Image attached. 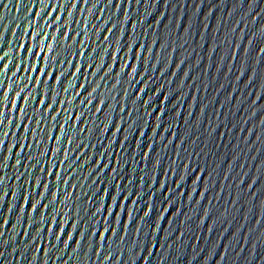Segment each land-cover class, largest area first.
<instances>
[{
	"label": "water",
	"instance_id": "obj_1",
	"mask_svg": "<svg viewBox=\"0 0 264 264\" xmlns=\"http://www.w3.org/2000/svg\"><path fill=\"white\" fill-rule=\"evenodd\" d=\"M72 2L74 0H0V55L7 53L5 60L0 61L7 69L0 70V85L4 86L5 93L3 97H0L5 105L0 111L5 113L6 118L9 116L13 120V125L15 122L24 123L26 119L15 111L16 107L23 108L32 119L33 123L28 124V131H37L43 144V148H37L34 144L33 148L27 150L33 153V160L38 158L36 153L46 148L59 149L64 146L69 149V156L74 154L72 146L53 145L45 139L47 135L56 134L60 135L63 141V135L56 132L55 122L47 120L42 132L41 126L35 124L44 110L35 103L36 99L40 98L38 96L40 87L32 83V80L36 78V73L32 70L41 68L50 74L55 71L56 74L67 75L72 69L66 61L75 55L77 48H80L78 41L81 38L72 35L73 33L84 32L85 46L97 47L94 38L98 36V32L96 29L85 31V23L97 24L99 27L104 19L109 17V24L106 27L112 23L117 24L113 39L115 35H119L120 26L125 30L122 46L126 45L130 36L133 39L136 36L141 37L138 43L162 38L165 46L169 44L162 55L161 64L156 65L155 69L152 65L160 49L158 46L153 48L152 59L148 63L149 71L145 74L143 81L135 83L134 86L128 85L126 83L128 70H126L123 77L125 83H122L118 89L122 93L125 87L131 88L130 103L136 99V90L142 84L148 85L146 94L153 96L151 103L153 111L148 117L147 129L150 130L155 125L156 109L164 107L167 114L161 118L160 128L157 129L155 137H152L150 131L146 132L145 137H139L134 128L122 153L120 149L115 147L113 149L114 155L121 154L125 157L127 165L121 175V180L124 182L123 191L131 190L127 189L126 180L131 175V167L135 166L132 168V173H135L132 177L133 192L139 190L138 195H142L138 206L126 205L133 212L134 219L133 223L128 225L129 236L125 245L122 246V241L115 237L111 238L113 243H105L104 240H98V237L91 235L87 238L90 228L93 230L100 228L101 225L96 223L97 219L101 224L104 223L103 215L96 218L89 215L87 219L90 223L86 226L82 225L77 218L76 228L68 227L67 218H58L61 219V227L65 228L73 240L67 249L63 246V239H67L66 237H62L60 244L52 252L49 248V260L45 258V264H53L56 256L63 257L55 261V264H63L64 260H67L68 264H93L94 261L95 264H100L96 259L98 246L101 260L109 248H112V260L109 262L105 258L104 264H119L116 260L118 253H123L120 264H131L133 259L135 264H145V260L147 264H264V123H262L264 122V55L259 54V49L264 47V33L261 32L264 28V0H139V3L132 0L131 4L128 0H124L119 7H117L118 0H112V3L104 8L102 16L101 8L107 4V0H89V4H83L81 0V4H77V11L69 7ZM98 3L100 5L96 8L95 5ZM58 7L62 12L68 11L72 15H61L59 20H54L53 17L58 14L50 12V9ZM80 8L85 9L83 15L79 13ZM46 12H50V15H45ZM125 14L128 17L127 21ZM97 17H99L98 21ZM61 20L63 23L60 22ZM73 21H79V23H73ZM132 24H136V29L131 32ZM65 28L71 39L61 35ZM99 31L102 39L104 31L102 28ZM249 41L252 43L249 44ZM237 44L239 48L236 47ZM172 47L176 49V52L168 57ZM246 49L247 56H245ZM124 51L131 55L127 48ZM143 56H147V52L142 53ZM40 58H43V63ZM164 61H167L166 69H168L163 76H160L159 72L162 70ZM179 61L184 63L177 69L176 64ZM72 62L83 63L76 60ZM97 63H100L99 59ZM106 63H111L110 55ZM143 67V61H141V71ZM103 71L98 72L97 77L102 75ZM117 71L118 66L104 81H100L103 88L110 87ZM185 72L188 73L187 77L184 75ZM241 72H243L242 75ZM69 82L75 84L78 81L68 76V80L64 82L65 87ZM96 83L97 79H93V86ZM161 85L163 87L159 95H156L154 90ZM43 91L47 92L48 88L45 87ZM56 92H59L58 86H56ZM165 94L169 96V100L161 105L160 99ZM258 94H260L259 100L256 99ZM19 97H24V102ZM56 98L71 99L63 93ZM144 99L145 97H141L137 103L142 104ZM119 102L120 97L117 96V109ZM8 105L14 107L9 108ZM75 106V103L69 105L70 108ZM113 107H115L114 104ZM201 108L204 109L203 113ZM57 111L61 112V117L65 115L61 108L57 107ZM146 112L147 110H144L139 113L141 123ZM113 115L115 123V118L121 114L116 111ZM61 117L57 119L63 123ZM5 130L16 131L10 125ZM63 131L68 130L65 128ZM111 131L112 129L101 138L104 141L103 144L96 142L99 132L93 136L92 143L96 145L95 148L81 149V152H84V159L95 154L99 155L106 147L107 141L111 139ZM173 133H175V139H173ZM123 135L124 132L118 134V142ZM75 136V132L69 133V138L74 141ZM26 137V132L17 131L15 136H11L10 133L9 137L5 138L4 149H0V164L3 162L4 155L9 157L7 167H0V178L5 181L0 187V195H3L4 191L7 192L0 201V225H3L5 218L8 220L7 225L0 228L4 233L0 237V253H2L0 264H43L44 260L43 251L37 252L33 239L39 222L38 216L34 218L33 227L25 235L29 210L25 209L23 217L19 211L25 192L28 191L26 194L32 192L30 184L24 185L25 180L30 179L27 174L21 176L20 180L16 179V175L24 171L27 161L17 168L15 164L17 149H13L12 158L7 153L8 146L11 147L18 141L23 143L22 138ZM149 138L153 143V152L151 159L145 161L143 146L148 143ZM183 139L185 143L179 149L176 175L166 177L167 168H170L173 160L177 159L176 145ZM137 140H140L142 144L138 153L134 151ZM169 140H172V144L166 146ZM26 154H20L22 161ZM59 158L64 159L63 156ZM155 159L161 160V166L157 170V185L161 179L162 181L167 179L166 187L174 190L173 199H178V204H173L170 211L175 212L178 207L180 214L171 225L168 223L171 217L165 216V220L161 222L160 232L155 235L157 246L149 255L148 245L153 240L155 219L157 217L159 220L160 210L165 205L163 193L156 194L154 213L145 222L141 236L135 237V247L132 241L137 223H142L139 222V218L145 210L147 195L150 191L156 190V185L148 186L153 179L151 162ZM186 159L191 160V167L203 166L212 173L209 190L199 204L196 201L199 200V192L203 190L202 184L197 187V193L193 195L192 202L186 199L191 188L190 179L187 180V175L182 169ZM51 163L55 164L56 160H52ZM94 163L95 158L85 166L81 165V161H77L76 168L69 172L67 177H63V168L61 169V176L69 179L71 184L89 185V187L78 189L67 199L69 208L74 202L79 204V207L69 214L70 216L82 218L94 206L104 207L102 194L94 195L91 203L83 196L84 192L98 193L99 188L103 187V184L93 185L92 177L88 171H85L91 166L95 168ZM38 174L34 173V175ZM142 174L145 175L144 186L138 183ZM226 174H228L227 179H225ZM107 175L111 177V173H106L105 176ZM180 175L185 181L181 188H176L174 182ZM193 175L195 172L189 173V177ZM254 179L256 182L253 184ZM104 183H107V180ZM115 183L113 181L112 186L109 184V190L115 186ZM250 184L251 187H249ZM49 187H52L51 183ZM60 190L65 191L63 187ZM181 191L185 193L184 196H179ZM14 192L15 200H13ZM71 192V189H67L65 195L68 196ZM48 199L51 200L52 197L49 196ZM10 207L12 211L9 213ZM205 209L209 216L202 224L200 219ZM56 210L68 212V208H62L59 205ZM173 215L175 216L176 213ZM185 216L190 217L187 231L183 223ZM120 217V221L113 220L111 217L109 221L116 228L118 235H123L120 232V224L122 231L124 219L122 213ZM18 218L21 220L19 226L16 224ZM209 227H212L211 232L208 231ZM80 231L86 234L84 240L79 236ZM165 232L168 233L167 239H164ZM180 232H184V235L180 236ZM141 239L144 241L143 245L139 243ZM76 241L79 242L78 245ZM117 245L121 246L117 247ZM49 246L44 245V247ZM225 250H227L226 259L221 260V257L225 256ZM137 252H139L138 256Z\"/></svg>",
	"mask_w": 264,
	"mask_h": 264
},
{
	"label": "snow or ice",
	"instance_id": "obj_2",
	"mask_svg": "<svg viewBox=\"0 0 264 264\" xmlns=\"http://www.w3.org/2000/svg\"><path fill=\"white\" fill-rule=\"evenodd\" d=\"M139 3V0H136ZM112 0H107V4L101 8L100 15L102 16L104 13V8L107 7L108 4H111ZM124 0H118V5L123 4ZM128 3L131 4L132 0H128ZM77 4H81V0H74V2L69 4L70 8H75L77 11ZM83 4H89V0H83ZM100 3L96 4L95 7L97 8ZM7 7V5H5ZM50 12H56L58 15L53 17L54 20H59L60 16H71L72 13L68 11L62 12L61 9L54 8L50 9ZM50 12H46L45 15H50ZM85 9L80 8L79 13L83 15ZM128 17L125 14V20L127 21ZM99 17H97V21ZM109 20L110 18L104 19L103 23L97 27V24H84L85 31L88 29H96L98 32V36L94 38V42L96 43L97 47L92 46H85L84 44V32H75L72 35L79 36L81 39L78 41L80 43V48L75 50V55L71 57L66 64L71 66V71L68 72L67 75L63 73L56 74L53 71L51 74L47 71H44L41 68H36L32 71H35L36 78L32 80L33 84H37L40 87V92L38 96L40 98L36 99L35 103L39 106V108L43 109L44 111L41 113L40 119L35 121V124L41 126V132L43 126H45V122L47 120H51L57 124L56 132L63 135V141L60 138V135L51 134L47 135L45 139L51 142L53 145L61 144V145H68L72 146L73 155L69 156L68 152L69 149L67 147L61 146L59 149L55 148H46L38 153L37 159L33 160V153L27 151L28 149L33 148V145L37 148H43V144L41 141L40 135L37 131L32 130L28 131V124L33 123L32 119L28 117L27 113L24 111L23 108L16 107L15 111L23 116H25L24 123L15 122L13 125V120L7 116L3 111H0V149H4L5 145V138L11 136H15L17 131L26 132L27 137L22 138L24 142L18 141L16 144H13L11 147H7V153L11 155L13 154V149H17L15 156V164L17 168L27 161V166L24 168L22 173L16 175V179L20 180L21 176L27 174L30 179L25 180L24 185H31L32 192L29 194L28 191L25 192L22 205L19 209L21 217L25 214V209H28V220H27V229L25 231V235L28 234V230L33 227L34 218L38 216V224L36 226V231L34 235V242L36 245L37 252L43 251L44 260L43 264H45V258L49 260V248H51V252L60 244L62 237H66L67 239H63V246L65 249L68 248L69 244L72 242L73 238L69 233L65 230V228L61 227V219L58 218H67L69 220L68 227L76 228L75 220L77 218L80 219L82 225H87L90 221L87 217L90 215L92 218H96L100 215L104 217V223L101 224L100 220L97 219L96 223L100 224V228L93 230L92 228L89 229V233L87 234V238L89 235L98 237V240H104L105 243H113L114 241L111 239L115 237L117 240L122 241V246L125 245L127 238L129 236V228L128 225L133 223L134 215L131 211L130 207L126 205H135L138 206L140 197L142 195H138L140 192H133V176L135 173H132V166L130 169L131 175L127 178L126 184L127 189H131L130 191H123L124 189V182L121 180V175L123 174V170L127 167L125 163V157L120 155H114L113 149H120L121 153L124 148L127 146V141L129 137L132 135V130L135 128L137 130V135L139 137H145L146 132L150 131L152 137H155L157 134V129L160 128L161 118L166 116L167 112L164 107H160L156 109V117H155V125L149 130L147 129L148 125V117L152 115L151 103L153 102V96H147L146 89L148 85L142 84L136 90L135 100H132L129 103V92L131 88L125 87L123 92L121 93L118 89L122 83H125L123 77L125 75V71H127V84L133 85L139 81H143L145 78V74L149 71L148 63L152 59V53L154 47H159L160 52L157 54L155 58V63L152 65L153 69L156 68V65L161 64V58L166 48L169 47L164 45L162 38H154L153 41H145L138 43V40H141V37L136 36L134 39L132 36L128 38L126 45L122 46V42L125 39V30L123 27H119L118 34L115 35V39H113L114 30L117 28L116 23H112L109 27ZM63 23V21H60ZM73 23H79V21H73ZM100 28L103 29L104 35L101 39L100 36ZM136 29V24H132L131 32ZM261 32L264 33V28L261 29ZM61 35H66L67 39H71L72 37L67 35V28H65L64 32ZM243 35V33H241ZM158 39L160 43L158 44ZM132 41V42H130ZM252 41H249L251 44ZM147 44V47H146ZM239 48V45H236ZM127 48L129 50L130 56L125 53L124 49ZM83 49V50H81ZM172 51L168 52V57H171L173 52H176L175 48H171ZM135 50V53H134ZM27 51V50H26ZM147 52V56L142 57V53ZM134 53V56H133ZM248 50H245V56H247ZM259 54L264 55V47L259 49ZM7 53L0 55V61L5 60V56ZM110 55L111 63H106ZM41 59V63H43V58ZM100 60V63H97V60ZM83 61V63L77 64L73 63L72 61ZM122 61V62H121ZM141 61H143V71H141ZM184 61H179L176 64V68L178 69ZM167 61H164L162 65V70L159 72L160 76L164 75V72L167 71L166 69ZM118 66V71L115 73V79L108 88H103L102 83L100 81H104L109 75L113 73L114 68ZM0 70H7L6 66L0 63ZM91 70V71H90ZM102 73L97 77V73ZM243 72H241V75ZM185 77H187L188 73L185 72ZM63 76V79H61ZM68 76H72V78L77 83L73 84L69 82L68 86L65 87V81L68 80ZM41 77L43 79H41ZM93 79H97V83L93 86ZM56 86L59 87V92H56ZM2 85H0V97L5 95L3 91ZM47 87L48 91L44 92L43 89ZM163 85L158 86L154 92L156 95H159V92ZM103 88V90H101ZM63 93L71 99H57L56 97ZM117 96L120 97L119 108L117 109ZM141 97H145L142 104L137 103L141 100ZM19 99L24 102V97H19ZM257 100L260 99V94L256 97ZM169 100V96L166 94L160 99L161 105L164 104L165 101ZM75 103V108H70L69 105ZM255 103V101L253 102ZM113 104L115 107H113ZM5 107L3 105L2 100H0V109ZM7 107L11 108L14 107L13 105H8ZM57 107L61 108L64 116L61 117V112L57 111ZM147 110L146 115L142 118L143 122L141 123V117L139 113L141 111ZM118 111L121 115L115 118L114 123V113ZM204 109L201 108V113H203ZM178 115L180 114L179 111ZM51 113H55V115H50ZM61 117L63 123L60 122L57 118ZM102 118V119H101ZM100 121V123H98ZM264 123V122H262ZM174 124V122H173ZM11 126L12 129L16 131H6L8 126ZM137 125L139 127L137 128ZM67 129V132H64V129ZM111 131V139L107 141L106 147H104L99 155H93L92 157H87L84 159V152H81V149H88V148H95V144L92 143L93 136L99 132V137H97L96 142L99 144H103L104 141L101 139L106 134ZM214 131V129H213ZM75 132V141L69 138V133ZM121 132H124V135L120 138L119 142L117 141V136ZM173 139H175V133L172 134ZM259 139V137H257ZM186 139V138H185ZM185 139L180 140L179 143L176 145L177 159L173 160V164L170 168H167L166 177H171L176 175V166L179 165V149L185 143ZM163 140V137H161ZM78 142V143H77ZM172 144V140L167 142L166 146H170ZM142 147L141 141L137 140L134 145V151L138 153ZM143 158L145 161H149L151 159V154L153 152V143L151 138L148 139V143L143 146ZM27 153L23 157V161L21 160L20 154ZM63 156L64 159H60L59 157ZM159 155H157L158 157ZM95 158V168L88 167L85 171L89 172L90 177H92V184L93 185H102L103 187L99 188L98 193H91V192H84L83 196L84 199L91 203L92 198L94 195L102 194L104 203V207H93L89 213H86L85 217H73L69 214L75 211L79 204L74 202L71 208L68 207L67 199L71 197L78 189L82 187H89V185H74L69 182V179H64L63 177H67L69 172H72L74 168H76L77 161H81V165L85 166L89 164V161H92ZM9 159L8 156H3V162L0 164V167H7V160ZM56 160L55 164H52L51 161ZM203 165V163H201ZM152 166V177L151 181L149 182V187L156 185L155 191H150L147 195V203L145 205V210L143 211L141 217L139 218V222L137 223L136 230L134 233V239L132 241L133 247L136 246L135 237L141 236L143 232L145 222L149 220V218L154 213V198L157 193H163L165 205L161 208L159 213V220L157 217L155 219V224L153 227V240L151 244L148 245V254H152V250L156 248L155 242V235L160 232L161 222L165 220V216L171 217L168 223L171 225L176 216L180 214V210L177 207L176 211H170L172 209L173 204H178V199H173L175 192L172 189H168L166 187L167 179L160 180L159 184L157 185V170L161 166V160L155 159L151 162ZM63 168V177L61 176V169ZM182 169L184 173L187 175V180L190 179L191 188L186 196L188 202H192L193 195L197 193V187L202 184L203 190L199 192V200L196 201L197 204L201 200L204 199L205 193L209 190V182L212 176L210 171H207L203 166L199 168L191 167V160L186 159L184 164L182 165ZM231 169V168H229ZM90 170V171H89ZM190 172H195V175L189 177ZM230 172V171H229ZM34 173H39L38 175H34ZM111 173V177L109 178L108 175L105 174ZM228 174L225 175V179H227ZM208 177V179H205ZM83 179V178H82ZM107 180V183L104 181ZM115 181V186L111 187L109 190V184L112 186V182ZM185 179L182 175L177 178L175 183L176 188H181ZM145 182V175L142 174L138 181L139 185L144 186ZM256 181L255 179L252 181L254 184ZM5 181L3 178H0V187L4 185ZM52 184V187H49V184ZM63 187L65 191L67 189H71L72 192L68 193V196L65 195V191H61L60 188ZM251 187V184L249 185ZM20 189V186H19ZM47 193V195H46ZM113 193H117L114 195ZM191 193V194H190ZM35 194V199H33V195ZM7 195V192L4 191L3 195H0V201L3 200V196ZM185 193L181 191L179 196H184ZM51 196L52 199L49 200L48 197ZM39 197V199H37ZM132 197V199H130ZM13 200H15V192L13 194ZM62 208H68V212L65 213L63 211H57V206ZM14 206V205H13ZM9 213L12 211V207L8 209ZM123 214V225L121 231V224H120V232L123 235H118L116 228L113 224L109 221V217L113 220L120 221V214ZM176 213L174 216L173 214ZM209 213L205 209L202 214V218L200 219L201 223L204 224V220L208 218ZM190 217H184V225L185 230H188V221ZM8 220L7 218L4 219L3 225H0V228L7 225ZM21 223L20 218L17 219L16 224L19 226ZM122 223V222H121ZM45 224H47V228H45ZM208 231H212V227L208 228ZM55 233V235H54ZM77 233V230H76ZM4 235L3 231L0 230V237ZM180 236L184 235V232L179 233ZM79 236L84 240L86 234L83 232H79ZM168 238V233H164V239ZM14 239V237H13ZM235 241V237L233 238ZM54 241V242H53ZM89 242V241H88ZM141 245H143L144 241L141 239L139 241ZM78 245L79 242L76 241ZM44 245H50L49 247H44ZM121 245H117L120 247ZM163 247V245H160ZM99 246L97 247V254L96 259L99 260L100 264H104L105 258L110 262L112 260L113 252L112 248H109V251L103 256L102 260L100 258V252L98 251ZM61 251V250H60ZM226 252L225 256L221 257V260L226 259ZM2 255V253H0ZM84 255L86 253L84 252ZM139 255V252L136 253ZM123 253H118L116 256V260L119 261L122 259ZM61 257H55V261H59ZM22 258V257H21ZM34 259V257H33ZM55 261L53 264H55ZM63 264H68L67 260H64ZM95 264V261L93 262ZM131 264H135V259L131 261ZM145 264H147V260H145Z\"/></svg>",
	"mask_w": 264,
	"mask_h": 264
}]
</instances>
